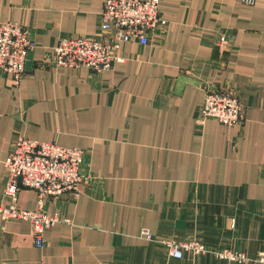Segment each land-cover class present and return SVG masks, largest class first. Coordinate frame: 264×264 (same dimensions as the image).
I'll use <instances>...</instances> for the list:
<instances>
[{
  "label": "crops",
  "instance_id": "obj_1",
  "mask_svg": "<svg viewBox=\"0 0 264 264\" xmlns=\"http://www.w3.org/2000/svg\"><path fill=\"white\" fill-rule=\"evenodd\" d=\"M159 0L167 25L125 43L105 71L55 65L67 35L99 32L103 0H0V21L36 46L20 84L0 70V202L18 137L83 150L76 193L47 198L59 220L0 217V264H257L264 255V0ZM243 105L240 124L203 119L205 94ZM16 204L37 207L20 187ZM148 231L150 238L143 233ZM203 251L170 254V244ZM243 252L231 262L220 249Z\"/></svg>",
  "mask_w": 264,
  "mask_h": 264
},
{
  "label": "built area",
  "instance_id": "obj_2",
  "mask_svg": "<svg viewBox=\"0 0 264 264\" xmlns=\"http://www.w3.org/2000/svg\"><path fill=\"white\" fill-rule=\"evenodd\" d=\"M167 23L160 13L159 0H103L99 32L59 38L53 47V62L58 66L86 67L99 72L108 70L114 61L122 60L118 53L125 43L136 40L145 45ZM35 46V41L22 24L0 21V70L9 73L16 84L21 83L27 55ZM200 116L231 126L242 122L244 110L235 94L212 89L205 94ZM82 161L83 150L78 147H64L54 140L18 137L4 163L7 175L0 202V217L27 221L34 244L43 247L45 230L59 220L57 215L46 213V200L67 192L76 193L84 177ZM20 187L36 191L35 209L26 210L17 206ZM143 233L147 238L151 237L148 231ZM184 249L203 251L196 242L170 244V254L174 257L181 258ZM217 256L231 262L248 259L243 252L225 248L217 251ZM255 261L264 264V255L255 258Z\"/></svg>",
  "mask_w": 264,
  "mask_h": 264
}]
</instances>
